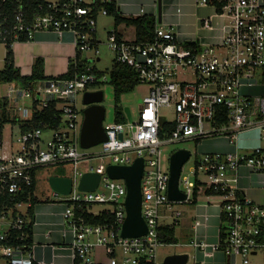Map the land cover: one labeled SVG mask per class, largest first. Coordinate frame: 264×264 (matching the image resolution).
Returning <instances> with one entry per match:
<instances>
[{
    "label": "built area",
    "instance_id": "2783aa9c",
    "mask_svg": "<svg viewBox=\"0 0 264 264\" xmlns=\"http://www.w3.org/2000/svg\"><path fill=\"white\" fill-rule=\"evenodd\" d=\"M17 1L14 12L0 10V46L7 55L15 45L32 42L39 33L71 34L76 52L69 64L72 78H46L28 86L12 82L19 87L11 88L7 99L14 98L16 107L20 100L32 101V116L24 121L50 107H55L58 115L56 124L42 123L26 132L15 125L8 143L3 129L0 199L9 198L15 207L2 216L12 214L13 220L7 230L0 229V259L7 264H36L34 244L26 241L27 220L19 211L32 204L20 199L26 195L30 199L39 169L67 164L74 166L72 191L66 196L53 192V203L64 207L62 221L72 236V264H163L158 261L163 245L160 228L180 223L183 212L175 209L176 204L201 202L219 207L224 235L220 232L218 242L211 246L198 239L191 241L196 249L222 251L243 264H251L254 256L264 258V0H197L198 5L215 7L224 22L221 40L214 45L194 42L187 46L172 27L160 21L153 40L146 43L126 40L117 29L109 32L107 45L115 54V63L131 65L139 82L150 90L138 119L104 126L107 140L95 152L80 144L84 115L79 97L92 92L89 86L107 82L105 74L92 66L101 61L98 19L112 16V8L120 14L122 0L46 1L47 7L40 6L33 17L27 16ZM139 14L147 15L143 8ZM202 27L212 29V18L202 19ZM85 52H92L93 57L83 58ZM180 76L184 79L178 81ZM172 106L175 120L164 121L161 108ZM18 109L28 116L29 109ZM165 125L172 128L167 130ZM46 132L51 136L45 139ZM245 133L256 134L257 144L249 150L239 145ZM207 139H225L234 148L203 154L192 169V179L183 175L182 168L179 190L186 199L171 200V156L167 157L165 145ZM138 158L144 159L142 215L148 232L124 238L127 185L124 179H111L107 168L130 166ZM95 159L107 162L95 167L90 163ZM245 170L249 177H257L254 185L243 184ZM86 173L101 175L93 192L79 189ZM250 190L260 191L263 200L252 199ZM96 205L105 209L95 213ZM87 215L106 219L95 224L87 221ZM12 232L17 234L14 242ZM50 236L48 232L46 237ZM102 253L105 257L100 261Z\"/></svg>",
    "mask_w": 264,
    "mask_h": 264
},
{
    "label": "crops",
    "instance_id": "0c3cea01",
    "mask_svg": "<svg viewBox=\"0 0 264 264\" xmlns=\"http://www.w3.org/2000/svg\"><path fill=\"white\" fill-rule=\"evenodd\" d=\"M160 4L161 17L159 19ZM141 8L144 9L145 14L155 16L158 21L160 20L161 25L172 27L179 39L184 42H199L214 45L220 42L223 35L222 28L224 22L218 17L215 7L211 5H198L197 0H161L159 2H156V0H122L120 15L126 18H138L142 16L139 14ZM113 17L115 18V16ZM210 17L213 20L212 29L203 28L202 19ZM123 25L125 24H121L119 27ZM117 30L126 39L118 28ZM75 52L76 49L73 45L71 34L65 33L63 36H60L55 33H39L32 42L19 43L13 48V61L15 67L21 71L22 75L29 76L33 72L36 60L40 59L44 62L45 76L53 78L63 76L68 72L70 61L73 59ZM255 137V133L241 135L239 141L240 147L249 150L257 144ZM209 148H219L209 152H227L233 150L234 147L229 145L228 141L223 143L211 141ZM248 172L246 170L243 171L246 178L242 182L245 186L254 185L258 181L255 176L249 177ZM36 187L37 181L35 176V189ZM249 195L257 202L263 200V194L260 191L250 190ZM28 208L25 207L24 211L22 210L23 208L19 211L25 216L28 214ZM63 210L64 207L62 205L54 204L50 200L34 204L33 218L35 223L33 227V243L36 264H72L69 249L72 236L68 228L63 224ZM15 214L16 212H14ZM9 216L7 215L5 219H8ZM196 221H199L200 224L196 225ZM9 224L6 226L9 227ZM179 226L189 236L190 243L187 246L194 249L196 264H243L242 262L240 263V260L235 261L231 259V257H228L222 251H213L211 248H208L204 252L196 249L191 244V241L195 239H198L200 242L203 241L210 246L218 242L222 228V218L220 209L216 204L201 202L198 205H191L190 209L183 212V216L175 231L178 243L177 229ZM48 232H51L50 238L46 237ZM182 253L188 252H180L178 254ZM188 254L190 255V261L192 257L190 253ZM252 258L251 264H260L253 263ZM3 263L7 264L5 260L0 259V264Z\"/></svg>",
    "mask_w": 264,
    "mask_h": 264
},
{
    "label": "rangeland",
    "instance_id": "374dc122",
    "mask_svg": "<svg viewBox=\"0 0 264 264\" xmlns=\"http://www.w3.org/2000/svg\"><path fill=\"white\" fill-rule=\"evenodd\" d=\"M48 2H56L57 0H46ZM119 29L124 37L127 40H133L136 37V29L132 26H127L126 24L119 27L115 24V18L113 16H101L98 19V25H97V37L98 40L101 42L98 46L99 50V57L101 59L100 62H97L95 64H92V66H95L96 70L99 72H103L105 76L107 77V82L100 84V85H91L89 86L90 91H98L101 90L104 93V99L102 102V105L105 107L106 110V116L104 119V126L106 127L108 124L115 123L117 121V115H116V108L117 105L123 107L124 109L126 107H129L132 113L133 118L136 120L139 118L140 111L143 107V100L144 98L149 94L150 86L146 84L140 83L134 91L126 93L121 96L120 102L117 103L115 99V93L113 85L110 82V73L114 68L115 65V54L109 49L107 45L108 41V33ZM16 46V45H15ZM14 46V47H15ZM7 55V51L5 47L0 46V70H2L5 66V58ZM93 57L92 52L84 53L83 58ZM184 78L182 76L179 77L178 81L183 80ZM19 87L16 83H0V102L2 103V107H0V118H2L5 115V112L10 115V118H12V122L9 124H6L4 127V133L3 138L8 143L10 141V134L12 132V128L15 125H18L20 121H24L32 116V101L28 99L20 100L17 104L13 101L14 98H11L12 100L7 99L8 93L11 88H17ZM8 101L10 104L9 107L5 108L4 102ZM18 107L29 109V114L26 117L22 111H19ZM79 108L81 110L85 109V105L83 104V96L81 95L79 97ZM161 115L162 119L164 121L173 122L175 120V108L172 107H163L161 108ZM15 120L17 121L15 123ZM127 121V119H126ZM17 127V126H16ZM206 127H209V123L206 124ZM14 132H17V128H14ZM51 136V133H44L43 137L49 138ZM211 141H216L219 143L226 142L224 139H210V140H202V141H185L180 143H169L165 145V153L167 157H170L175 151L184 149L188 150L191 153L190 160L183 166V175L189 176L190 179H192V169L195 167L196 162H198L200 159H202L203 154L208 153L212 150H217L219 148L210 149L209 143ZM90 152L100 151V147H94L89 150ZM243 153H247L243 151ZM107 162L100 161V160H93L90 163L94 165L95 167L101 163ZM84 165H81L80 168L82 169ZM74 175V166L71 164L67 165H57V166H48L39 169L36 172V181H37V187L35 189L34 196L36 198V201L34 202L35 205L40 203L41 201H51L54 202L53 198V189L50 186V178L56 177V176H66L72 178ZM191 205L187 204H176L175 209L180 210L184 212L185 210L190 209ZM105 209V206L102 205H96L93 208V212L98 213L100 211H103ZM23 211L25 208L22 209ZM13 220L12 214H10L8 219H0V229L5 231L8 227L7 224L11 223ZM178 238L179 243L176 244H164L161 245V247L158 250V261L160 263H163L164 259L173 254H178L180 252H188L191 254V259L187 264H196L194 260L195 251L192 247H188L187 245L190 243L189 236L185 233L184 229L181 228V226L178 227ZM183 254V253H182ZM105 255L102 253L99 256L100 261L104 260ZM242 261L240 260V263ZM253 263H260L264 264V258L262 255L256 256L255 258H252ZM4 264V263H3Z\"/></svg>",
    "mask_w": 264,
    "mask_h": 264
},
{
    "label": "trees",
    "instance_id": "16d2710c",
    "mask_svg": "<svg viewBox=\"0 0 264 264\" xmlns=\"http://www.w3.org/2000/svg\"><path fill=\"white\" fill-rule=\"evenodd\" d=\"M20 4L22 5L25 13L29 17H33L35 13L38 12L40 6L47 7L46 0H20ZM19 3L17 0H0V10L1 11H10L14 12V10L18 7ZM111 13L115 16L116 25L119 26L121 24H126L127 26L135 27L136 29V41L140 43H146L153 40L155 36L156 27L158 25V19L152 15H145L138 18H126L121 16L117 9L112 8ZM194 42H187V46H194ZM5 66L0 71V83H12L18 82L24 86L30 85L32 82L44 80L47 77L45 76V67L44 62L40 59L36 60L33 72L31 75L26 76L22 75L21 71L15 67L13 61V51L10 50L6 59ZM98 72V71H97ZM99 74H104L103 72H98ZM72 65L69 66V72L63 75L64 78H72L73 77ZM110 82L113 85L115 99L116 102L119 103L121 96L132 92L135 88L140 84L137 73L133 69L131 65L127 64H118L115 63L113 70L110 73ZM9 103L6 100L4 102L5 108L9 107ZM0 107H2V103L0 102ZM58 111L55 107H50L45 109L44 111H36L31 120L28 121H20L18 124L22 132H26L29 130L40 128L42 123H47L48 125H54L57 123ZM117 121L116 122H126V115L124 113V108L117 105L116 108ZM12 118L10 115L5 112V115L0 118V137L2 135L3 129L6 124L12 122ZM17 121L15 120V123ZM172 128L171 125H165V129ZM31 196L28 199V195L22 197L20 201L30 202L32 205L28 208V214L24 216L27 220L25 231L28 235L27 244L32 246L33 241V227H34V202L36 198L34 196L35 192V183L33 187L30 189ZM15 207V202H12L7 197H3L0 199V218L3 215L7 214L11 208ZM87 221L95 224L103 223L106 219V216H97L91 217L89 215L86 216ZM175 224L173 225H164L160 228L161 239L164 244H177L178 240L175 236L176 231ZM222 236L224 235L223 229H221ZM17 234L15 232L11 233V237H14L13 242L15 241V237Z\"/></svg>",
    "mask_w": 264,
    "mask_h": 264
},
{
    "label": "water",
    "instance_id": "95a60500",
    "mask_svg": "<svg viewBox=\"0 0 264 264\" xmlns=\"http://www.w3.org/2000/svg\"><path fill=\"white\" fill-rule=\"evenodd\" d=\"M161 17V4L159 6V19ZM160 21V20H159ZM104 93L101 90L87 92L83 98L85 109L84 120L81 128L80 144L83 149H91L107 140L104 128L106 116L105 107L102 105ZM128 121L133 120L129 107L124 109ZM191 153L180 149L175 151L170 158L169 198L174 201L185 200L186 195L179 190V179L183 166L190 160ZM111 179H124L127 185L126 210L127 218L123 225L122 236L134 238L145 235L148 232L147 223L142 215V176L144 172V159L138 158L130 166L110 165L107 168ZM101 175L98 173H86L82 176L79 189L84 192H93L98 187ZM50 186L54 192L61 195H69L73 182L70 177H51ZM190 255L188 253L173 254L167 256L163 264H187Z\"/></svg>",
    "mask_w": 264,
    "mask_h": 264
}]
</instances>
